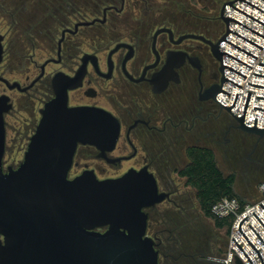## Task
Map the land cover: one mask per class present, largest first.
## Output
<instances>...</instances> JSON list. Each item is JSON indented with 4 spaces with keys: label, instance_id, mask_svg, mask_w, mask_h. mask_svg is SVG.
<instances>
[{
    "label": "flooded vegetation",
    "instance_id": "af4514ba",
    "mask_svg": "<svg viewBox=\"0 0 264 264\" xmlns=\"http://www.w3.org/2000/svg\"><path fill=\"white\" fill-rule=\"evenodd\" d=\"M148 1L113 0L96 13L72 9L56 27L49 48L5 46L9 32L3 34L0 75L9 55L13 72L24 80L11 82H18L26 90H9L17 92L12 97L0 82L6 87L1 94L8 95L12 105L5 115L2 163L4 172L22 163L42 117L41 110L55 97L56 89L67 88L69 107L109 112L120 125L114 149L101 151L95 145L79 144L69 178L86 170L100 180L118 178L130 170L151 173L158 192L165 196L144 212L148 215L147 234L155 239L162 264L160 258L168 257L163 250L170 226L183 216L186 223L178 220V225L191 227L192 213L198 217L201 214L196 193L182 175L191 163L189 154L210 149L215 155L214 147L224 143L225 127L230 129L235 123L241 130L211 98L221 81V69L210 45L189 37L180 41L194 34L215 43L220 39L219 32L212 26L193 32L183 24L159 21ZM40 8L31 6L30 11L38 13ZM19 52H23L20 57ZM38 52L49 53L41 64L35 59ZM9 117L14 123L7 120ZM249 135L257 139L255 147L264 137ZM96 162L119 173L102 177L101 172L106 174L107 169H99ZM79 166H83L81 173L72 174ZM1 244L5 245V236L0 232ZM210 258L197 260L199 264H211Z\"/></svg>",
    "mask_w": 264,
    "mask_h": 264
},
{
    "label": "water",
    "instance_id": "95a60500",
    "mask_svg": "<svg viewBox=\"0 0 264 264\" xmlns=\"http://www.w3.org/2000/svg\"><path fill=\"white\" fill-rule=\"evenodd\" d=\"M238 1L264 13L244 0L225 3L220 18L226 26V34L217 42L194 34L186 35L180 41L189 37L208 43L212 54L222 64V86L230 81L241 88L225 77V68L243 78L245 75L224 65L223 54L240 61L221 52L219 46L224 42L256 57L225 40L230 33L235 35L228 31L229 21L264 37L224 16V10L233 7L231 5ZM88 24L91 23H83ZM3 41L4 36L0 34V65L4 55ZM46 64L41 67L42 74ZM261 66L264 67V63ZM255 76L264 77L259 74ZM0 82L8 90H26L18 82H11L1 75ZM249 85L264 89L263 86ZM222 86H215L211 98L235 118L241 131L263 137L264 128H257L258 119H255L254 127L244 125L252 93L248 92L243 116L238 118L231 112L238 94L231 107L217 101L220 92L229 96ZM11 108L10 97L0 94V232L5 236V245L0 246V264H160L156 241L147 234L148 215L144 209L161 202L165 195L158 192L151 173L145 169L130 170L121 177L100 180L93 171L86 170L69 178L79 144L95 145L101 151L114 149L120 133L118 120L102 109L69 107L67 88L56 89L55 97L41 110L42 117L30 138L24 160L16 169L9 168L4 172L5 115ZM255 110L264 112L259 108ZM243 222L241 234L264 264L260 253L243 234ZM210 263L224 264L215 261Z\"/></svg>",
    "mask_w": 264,
    "mask_h": 264
},
{
    "label": "trees",
    "instance_id": "16d2710c",
    "mask_svg": "<svg viewBox=\"0 0 264 264\" xmlns=\"http://www.w3.org/2000/svg\"><path fill=\"white\" fill-rule=\"evenodd\" d=\"M109 1L113 0H1L0 17L7 22L9 32L6 39L7 46L32 48V45H34L36 49L45 46L49 48L55 39L56 27L64 21V16L71 13L72 9H81L82 13H96ZM228 1L151 0L148 2L153 13H156L159 17V21L174 22L173 24L176 26L183 24L185 29L195 32L204 31L207 27L214 26L217 20H220L218 6L222 5L223 7ZM31 6L41 7V12L30 11ZM215 11L217 13H214ZM21 55H23V52L18 53L19 57ZM189 156L191 163L182 175L187 178L188 184L196 193L195 196L201 214L212 220L218 229H225L229 235L232 219H219L212 214L211 209L215 203L223 198H237L242 206L247 204L245 199L238 195L235 190L236 175L233 173L225 175L216 162L214 152L210 149L192 152ZM177 219L179 223H186L187 221L183 216ZM178 220L170 226L171 234L164 237L166 242L163 251L168 257L161 263L199 264L198 258L187 250L184 243L186 239L190 241V237L195 236L198 230H196V227L178 225ZM178 227H186V230L181 231V229H177ZM167 238H170V240H167ZM196 238L197 236L193 240ZM171 259H174L175 263L170 261Z\"/></svg>",
    "mask_w": 264,
    "mask_h": 264
},
{
    "label": "built area",
    "instance_id": "2783aa9c",
    "mask_svg": "<svg viewBox=\"0 0 264 264\" xmlns=\"http://www.w3.org/2000/svg\"><path fill=\"white\" fill-rule=\"evenodd\" d=\"M234 1L236 0H229L226 5L229 2ZM244 1L264 11V0ZM231 6L237 8L238 10L264 24V13L241 1H238ZM233 7H227L224 10V16L226 18L230 17L238 23L264 37V25L234 9ZM228 31L247 40L248 42L231 33L226 37L225 40L255 56L256 58H253L224 42L219 46V50L221 52L230 55L231 57L239 60L240 62L246 64L251 68L223 54L224 65L235 69L245 76L243 78L238 74L232 72L231 70L225 68V77L240 85L241 88L230 81L225 82L222 86V73H220L221 81L219 85L222 86V89L226 91L229 96L223 92H220L217 95V101L226 107H231L233 106L238 94L235 107L231 110V112L234 113L238 118H240L244 113L248 92L252 93L244 125L247 127H254V121L255 119H258L257 128H264V112L255 110V108L264 110V100L258 99V97L264 98V89L255 88L249 85L251 83L253 85L264 87V77L255 76V74L264 75V67L261 66V63H264V39L231 21H229ZM225 34L226 26L222 36H224ZM249 42L260 48L250 44ZM219 67H222V64L220 62ZM216 104L221 108V106L217 102ZM222 109L227 111L224 107ZM259 191L262 194V198L254 203H247L246 205L242 206L237 198H223L212 206L211 212L215 217L219 219L231 218L232 224L225 254L223 256L211 257L209 259L210 261L224 264H250V261L244 254L245 252L253 264H262L259 255L243 237L240 231V226L247 217V219L243 222L242 232L260 253L264 262V183H261L259 185ZM250 225L260 237L255 233ZM233 239L238 243V245L243 249L244 252L239 248V246Z\"/></svg>",
    "mask_w": 264,
    "mask_h": 264
},
{
    "label": "rangeland",
    "instance_id": "374dc122",
    "mask_svg": "<svg viewBox=\"0 0 264 264\" xmlns=\"http://www.w3.org/2000/svg\"><path fill=\"white\" fill-rule=\"evenodd\" d=\"M221 8L222 5H219V17ZM214 13H217V11ZM212 27L219 32L218 37H220L224 31L223 22L221 20H217V22ZM7 31V22H5L0 17V33L2 35H7ZM6 45L7 44L5 42V46ZM48 56L49 53L45 54L44 52H38L35 54V59L39 64H41ZM11 64L13 63L10 61V56L7 55L2 64V75L9 81L19 80L21 83H23L24 80L20 79L21 77L18 75V73L13 72ZM4 89H6L5 85L0 84V94ZM6 93L13 97L16 96L15 94L17 92H10L6 89ZM225 117L226 120L230 122V118L227 115H225ZM7 120L10 123H14L10 117L7 118ZM235 127V123L231 124L230 129L225 127L223 145H220L218 148L214 147L215 158L220 170L225 175L232 173L236 175L235 190L238 195L244 198L246 203H254L262 198V194L259 191V185L264 183V137L259 140L255 147L254 142L257 139L252 138L251 135L245 132L239 131ZM241 141L242 143L246 144H242L243 146L240 145ZM96 166L102 170L103 168L107 169L106 174L99 171L101 172L100 175L102 177L109 175L113 176L119 173L118 171L109 169L100 162H96ZM82 169L83 166H79L77 169L74 168L72 174H80ZM191 218H193V222L190 225L191 227H196L198 232L195 233V236L192 235L190 237V241L184 238L186 239L184 243L187 247V250L193 253L196 258L204 257L207 259L208 257H218L219 255L225 254L229 240V235L227 234L226 230L218 229L212 220L207 219L201 214L198 217L197 214L192 213ZM186 227H178L177 229L184 231L186 230ZM193 236H197V238L193 240ZM173 257L175 258V256ZM164 259L166 258H160L161 262H164ZM170 261L175 263L174 259H171Z\"/></svg>",
    "mask_w": 264,
    "mask_h": 264
}]
</instances>
